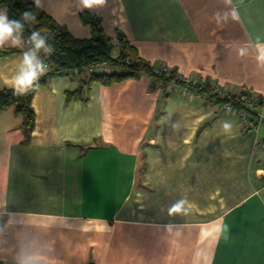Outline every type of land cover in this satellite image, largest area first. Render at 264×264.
I'll list each match as a JSON object with an SVG mask.
<instances>
[{
	"label": "crops",
	"instance_id": "0c3cea01",
	"mask_svg": "<svg viewBox=\"0 0 264 264\" xmlns=\"http://www.w3.org/2000/svg\"><path fill=\"white\" fill-rule=\"evenodd\" d=\"M39 8L78 38L90 35L87 11L150 65L246 89L263 118L243 124L236 110L145 74L84 85V99L66 96L83 75L52 77L33 91L30 129L13 104L0 108V264H264V0ZM27 40L3 45L18 50L0 57V90L13 88ZM181 200L185 211L170 214Z\"/></svg>",
	"mask_w": 264,
	"mask_h": 264
},
{
	"label": "trees",
	"instance_id": "16d2710c",
	"mask_svg": "<svg viewBox=\"0 0 264 264\" xmlns=\"http://www.w3.org/2000/svg\"><path fill=\"white\" fill-rule=\"evenodd\" d=\"M2 3L7 4L15 20L21 21L23 24L22 33L27 39H30L33 32L38 31L46 39L47 45L53 48V51L50 53L45 51L42 53L43 58L49 66V70L36 82L39 86L48 85L50 79L56 75L69 74L73 67L107 62L119 67V70H110L108 72L92 71L90 73L78 74L83 75L81 85L73 91L66 92L67 98L84 99L85 97L82 96L83 86L88 87L92 82L109 85L129 77H138L141 74H145L151 79V86L155 83H160L163 87L167 84L184 86L191 92L203 96L209 101L221 105L225 103L230 104L246 112V117L250 122L254 121L255 123L258 119L254 108L260 105V98H255L256 101L252 100L251 94L246 89L242 88L237 92H221L210 80L193 83L192 81L185 80L174 69L169 70V72L163 71L139 57L135 48L119 32L116 33V38L120 44V49L118 57L113 59L111 56L114 48L112 37L103 33L99 18L87 11L80 12L79 17L82 23L89 27L90 35L86 38H78L73 36L64 27L58 25L49 14L40 9L33 1L0 0V5ZM25 11L36 14L35 23L21 19V14ZM17 50V47L0 46V57L8 56ZM127 55L131 56L132 60L125 62L124 59ZM34 90L35 88L23 95L15 94L13 88L0 90V108L13 104L15 111L22 112L25 115L27 129L31 128L33 122V110L30 100ZM249 105L251 109H249Z\"/></svg>",
	"mask_w": 264,
	"mask_h": 264
},
{
	"label": "clouds",
	"instance_id": "9594fccd",
	"mask_svg": "<svg viewBox=\"0 0 264 264\" xmlns=\"http://www.w3.org/2000/svg\"><path fill=\"white\" fill-rule=\"evenodd\" d=\"M101 0H81L83 7L92 8L94 4L100 3ZM36 4L40 6V0H36ZM235 18V13H233ZM21 19L32 23L36 22V14L30 11H25L21 14ZM23 31V24L20 20H9L6 12L0 13V46L6 42H11L12 45H20V34ZM30 42L33 44V50L23 54L22 63L18 74L13 78L12 87L14 93L23 95L33 90L39 85L36 83L39 78L47 71V66L41 61L37 52L44 49L45 52H52L53 48L47 45L46 39L40 35L38 31L33 32L30 37ZM225 130H231L232 125L225 123ZM185 201L181 200L175 203L170 209V214H179L185 211Z\"/></svg>",
	"mask_w": 264,
	"mask_h": 264
},
{
	"label": "built area",
	"instance_id": "2783aa9c",
	"mask_svg": "<svg viewBox=\"0 0 264 264\" xmlns=\"http://www.w3.org/2000/svg\"><path fill=\"white\" fill-rule=\"evenodd\" d=\"M27 43H28V46L31 48V49H33L34 48V46H33V44L30 42V39H28L27 40ZM112 45L115 47L116 45H117V40H116V37H114V38H112ZM37 56H38V58L41 60V61H43V63L47 66V71L49 70V66H48V64H47V62L45 61V59L43 58V54L41 53V52H37ZM105 67V64L104 63H102V64H90V65H80V66H76V67H73L71 70H70V73H72V74H75V75H78V74H80V73H90V72H92V71H96V72H105L106 71V68H104ZM161 70H163V71H167V69L165 68V67H159ZM185 79V78H184ZM185 80H187V81H192L193 83H195V82H202V81H199V80H196V79H185ZM170 86H171V84H167V88H170ZM222 106L224 107V108H227V109H233V110H236L238 113H239V115H240V117H241V120H242V122H243V124H245L246 123V116H245V113L242 111V110H240V109H238V108H236V107H234L233 105H230V104H222ZM249 107H250V105H249ZM249 109H251V107L249 108ZM263 118V114H260V115H258V119H257V126L259 125V123H260V121H261V119ZM256 145L257 146H259L261 149H262V151L264 152V141H258L257 143H256Z\"/></svg>",
	"mask_w": 264,
	"mask_h": 264
},
{
	"label": "rangeland",
	"instance_id": "374dc122",
	"mask_svg": "<svg viewBox=\"0 0 264 264\" xmlns=\"http://www.w3.org/2000/svg\"><path fill=\"white\" fill-rule=\"evenodd\" d=\"M116 40H117V38H116ZM119 49H120V44L118 43V40H117V45L113 48V51H112V54H111L113 59H116L118 57ZM124 60H125V62H128V61H131L132 58H131V56L127 55ZM100 64H102V63H99V65ZM104 64H105L104 68H106L107 72L110 71V70H119V67L114 66V65H112L110 63L105 62ZM166 72H169V70H167Z\"/></svg>",
	"mask_w": 264,
	"mask_h": 264
}]
</instances>
